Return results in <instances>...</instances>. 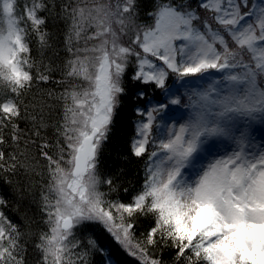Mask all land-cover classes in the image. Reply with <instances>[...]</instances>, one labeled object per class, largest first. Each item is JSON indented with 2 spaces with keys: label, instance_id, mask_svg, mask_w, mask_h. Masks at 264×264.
Wrapping results in <instances>:
<instances>
[{
  "label": "snow or ice",
  "instance_id": "obj_1",
  "mask_svg": "<svg viewBox=\"0 0 264 264\" xmlns=\"http://www.w3.org/2000/svg\"><path fill=\"white\" fill-rule=\"evenodd\" d=\"M249 4L250 0H200L198 7L210 12L211 21L218 25L213 28L209 18L195 25L200 17L190 5L158 2L148 13L153 25L138 31L129 46L118 42L114 26L125 34V19L134 14L136 0H123V4L96 0L90 8H73L68 15L75 36L94 27L88 39L100 43L77 49L68 62L67 77L87 81L89 86L77 91L74 85L57 96L64 101L63 122L55 125L53 143L41 136V129L49 127L43 117H29L27 108L22 114L20 100L34 81L51 79L25 70L32 64L27 57L28 30L20 27L30 21L32 32L45 45L46 33L40 31L45 20L38 12L46 6L33 0L17 17V0H0V15L7 19V32L0 33V86L6 90L0 93V180L10 184V175L30 171L21 160L27 159L30 146L47 162L49 190L57 198L53 204L42 195L49 232L42 233L36 245L43 253L40 264H81L83 256L73 252L79 242L71 243L70 237L85 221L101 224L138 264H164L151 252L161 245L171 247L176 260L186 264H264V142H248L243 133L233 137L228 124L236 117L246 122L264 119V0ZM245 49L251 54L248 63L238 59ZM81 51L97 54L94 74L89 71V57L81 58ZM130 56L136 57L138 67L133 80L165 89L170 74L179 82L216 72L227 82V92L220 94L209 84L210 92L217 93L215 99H210L209 91L199 93L207 103L178 130L153 144L156 150L145 161L141 189L125 203L105 200V194L97 191L100 181L95 173L124 92L122 77ZM145 66L155 70L145 71ZM155 111L148 112V122L138 132L142 138L130 144V155L136 158L147 153ZM22 120L31 127L22 129ZM213 138H227L234 146L209 158L203 146ZM53 147L57 152L50 154ZM103 182L112 188V177ZM140 216H150L152 225L137 235ZM19 237L18 226L0 212V264H23ZM89 244L95 248L94 240Z\"/></svg>",
  "mask_w": 264,
  "mask_h": 264
},
{
  "label": "trees",
  "instance_id": "obj_2",
  "mask_svg": "<svg viewBox=\"0 0 264 264\" xmlns=\"http://www.w3.org/2000/svg\"><path fill=\"white\" fill-rule=\"evenodd\" d=\"M42 2L46 7L38 12V16L45 20L40 31L46 33V44L41 45L37 35L31 30L30 21L27 25L23 22L20 24V27L26 26L28 30L30 52L27 57L32 64L31 68L25 65V70L30 71L34 77L42 72L51 79L48 82L34 81L31 89L25 92L20 100L23 102L22 114L24 108H27L29 117L33 115L38 118L43 117L49 127L41 129V136L54 143L55 125L63 122L64 109L63 99H57V96L65 89L69 90L73 81V78H68L66 74L70 70L68 62L73 59L74 44L77 40L72 31L71 17L68 15L75 5V0H42ZM158 2L166 3L168 0H136L137 7L132 15L133 20L139 25L151 23L148 13L154 11ZM32 3L33 0H17L16 16H21L25 5L29 6ZM173 3L183 5L190 3L192 9L193 6L199 5L200 0H173ZM209 15L210 17L203 14L200 18L202 21L205 18L210 20V12ZM212 26L217 27L215 24ZM69 48L72 49L71 52ZM135 71V63L129 61L122 77L124 92L120 95V103L115 110L108 139L98 156L95 174L100 183L97 191L105 194V200L129 202L141 189L145 178V161L148 155L145 154L142 158L130 155V144L137 137L138 109L144 106L152 95L159 96V90H155L153 83L145 84L133 80ZM60 80H64V83L57 84L56 82ZM5 91L3 86H0V93ZM50 92L56 95L50 96ZM20 127L30 128L31 124L22 120ZM40 142L38 139L37 143ZM56 152L57 149L53 147L50 154ZM25 156L27 159L21 157V160L27 164L30 171L21 169L17 174L10 175L8 177L11 180L10 184L0 180V198L5 201L4 204H0V212L12 224L18 226L20 232L18 243L22 249L20 256L23 257V264H40L43 253L36 245L40 242L41 234L49 232V225L46 223L48 216L43 210L42 199V195L49 193V176L44 167L47 162L38 156L34 145L30 146ZM65 159H67L66 155ZM62 166L67 167L66 164ZM109 177L113 178L111 189L103 182ZM151 225L150 216L138 217L137 235ZM83 231H85L84 238L96 240L100 250H105L107 256L117 264H138L137 260L127 256L113 237L98 223H87ZM151 252L154 256L162 258L164 264H186L185 261L176 260L175 251L171 247L161 245L151 248ZM81 264H103V254L86 249Z\"/></svg>",
  "mask_w": 264,
  "mask_h": 264
},
{
  "label": "rangeland",
  "instance_id": "obj_3",
  "mask_svg": "<svg viewBox=\"0 0 264 264\" xmlns=\"http://www.w3.org/2000/svg\"><path fill=\"white\" fill-rule=\"evenodd\" d=\"M94 2H96V0H75V5L73 8H79V7L90 8L92 7ZM99 2H102V3L110 2L112 4H115L117 0H99ZM120 2L121 4H123V0H120ZM254 2H256V0H254ZM189 5L190 3L185 4V6H189ZM29 6H31V4H29ZM257 6L259 7L262 5L257 4ZM190 8H191V5H190ZM191 10L195 11L199 17L203 14L210 17L209 12L206 11L204 8L198 7V5L193 6ZM210 21H211V18H210ZM153 23H154V20L152 18H151V23L140 24V25L137 24L133 20V16H131L130 19L126 18L125 24L127 25V28L125 30V34H121L119 32L118 25L114 26L119 36L118 42L124 46H129L131 44V40L135 38L136 33L138 31L142 33L144 29L149 28L150 26L153 25ZM194 23L195 25L199 26L202 23V19L200 18ZM212 24H215V23H212ZM216 26L218 27V25ZM94 31H95L94 27H89L87 28L86 31L81 33L79 38L76 37L77 40L74 44L75 45L74 52L77 49H81V50L91 49L100 43L99 40L88 39V37ZM6 32H7V19L4 18L2 15H0V33L6 34ZM226 39L229 40L230 47L232 48L236 47L234 43L231 41L230 37L226 36ZM135 50L142 51L138 47ZM240 53L241 54L238 57V59L243 58L245 63H248L251 61V54L247 53L246 49L244 51L240 50ZM79 55L81 56V58H83L84 56L89 57V61H88L89 71L94 74L96 70L95 65L97 63L94 57L97 54L93 52L81 51ZM74 58L75 57L73 55V59ZM152 59L154 60V58ZM129 61H133V63H135L136 71H138L136 57L130 56L128 59V62ZM144 70L151 71L155 69L145 66ZM210 75L212 76L217 75V76L214 79H207ZM226 83H227L226 81H223L221 75L216 72H211L206 77L200 80L189 78V79L179 81V82L176 81L174 75L170 74L169 77L166 79L165 89H159L153 83L154 88L156 90L159 89L162 92V96H163L162 99L156 98L154 100H151L147 102L144 106L139 108L137 111L138 112V126L136 129L137 130L136 138H142V137H138V132L142 128V125L148 122V112L152 111L153 109H157V111L153 112L152 124L148 130L149 144L147 147L146 154L148 155L152 151L156 150L153 147V144H158L161 138L166 139L168 137L169 131L175 132L176 130H178L180 124L188 120V118L194 112L200 109L202 104L207 103L206 101L201 99V96L199 95V93L209 91L210 99L216 98L217 93L210 92L209 84L215 87L220 94H225L227 92V89L225 88ZM74 85L77 86L76 87L77 91H83L89 86L87 81L81 80L79 78H73V81L70 83L69 91L73 90ZM174 99L179 100L180 102L178 104H172L171 101ZM160 105L164 106L162 110H160ZM191 106H192V109L190 108ZM228 124L230 126L231 135L233 137L238 138L240 134L243 133L245 140L248 142H253V141L264 142V119H258L256 121L247 120L246 122V118L236 117L233 121L228 122ZM233 146H234V143L232 140H228L227 138H219V140H216V138H213L212 140L207 142L203 146V148H204V152L206 153V155L210 158L212 155L223 154L224 152L231 150ZM200 158L203 159V157H200ZM65 168L67 169L68 166ZM47 196L49 198V202L54 204L57 198L55 192L49 190V193L47 194ZM87 223H97V222L85 221L81 225H78L73 229V235L70 237V242L71 243H75L77 241L79 242V247L73 250L74 254L83 256L84 251L86 249H89L91 251H98L99 253L103 254V264H117L115 261H113L111 258L107 256V253L105 250H100L99 245L96 244L97 243L96 240H95L96 241L95 248H93L92 245L89 244V241L93 239H88V237L84 238L85 235H83V233H85V231L83 230H84V226ZM105 231L107 232L106 229ZM120 248L126 254L129 255V253L126 250H124L121 246ZM129 256L132 257L131 255Z\"/></svg>",
  "mask_w": 264,
  "mask_h": 264
}]
</instances>
